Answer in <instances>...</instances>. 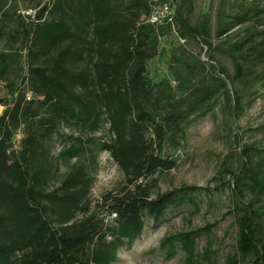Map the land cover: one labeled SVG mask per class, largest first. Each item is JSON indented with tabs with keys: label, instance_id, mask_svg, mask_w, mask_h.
I'll return each mask as SVG.
<instances>
[{
	"label": "trees",
	"instance_id": "1",
	"mask_svg": "<svg viewBox=\"0 0 264 264\" xmlns=\"http://www.w3.org/2000/svg\"><path fill=\"white\" fill-rule=\"evenodd\" d=\"M156 2L47 0L33 16L19 17L15 33L0 28V39L10 41L0 51L8 94L0 97V264H113L140 236L145 217L157 226L169 207L195 204L192 195L207 190L182 184L154 192V175L177 165L162 148H180L189 124L219 101L237 120L255 100L254 91L243 103L238 91L264 86V2L222 12L216 44L206 13L191 24L194 0H173L172 23L152 25L143 18ZM235 2L246 0L230 8ZM163 25L175 26L179 39L198 40L208 54L199 64L175 55V87L148 77V62L162 54L155 29ZM213 53L229 58L231 74ZM103 128L104 141L95 136ZM101 152L123 174L119 192L104 196L105 219L91 212L89 197ZM238 159L212 178L234 200L228 214L237 231L226 264H264V146L241 144ZM217 223L164 235L158 248L168 258L182 251L184 264H212V251H198L195 240Z\"/></svg>",
	"mask_w": 264,
	"mask_h": 264
},
{
	"label": "rangeland",
	"instance_id": "2",
	"mask_svg": "<svg viewBox=\"0 0 264 264\" xmlns=\"http://www.w3.org/2000/svg\"><path fill=\"white\" fill-rule=\"evenodd\" d=\"M231 1L194 0V11L189 20L191 24H196L200 15L206 13L209 19L210 41L213 44L218 42L215 31L218 23L223 19L222 12L230 16L241 11L247 3L254 0H246L245 4L235 2L233 8L229 6ZM258 1L264 2V0ZM45 2L47 0H7L4 7L7 15L0 19V28L8 33H15L19 17L33 16ZM155 36L157 50L162 51V54L155 56L147 64L148 77L152 83L167 80L171 86L177 85V80L169 66H175L173 59L180 53H184L188 59H195L198 64L208 61L207 51L200 42L196 39H179L173 25L157 26ZM9 44V39H0V51L5 50ZM212 55L216 66L224 67L227 74L232 73L233 67L229 58L219 53ZM197 76L200 77L201 73ZM10 78L18 81L19 74H11ZM228 87L233 91L234 89L238 91L239 88ZM238 92L243 103L251 99L253 92L257 94L239 119H234L225 105L219 101L213 111L189 124L180 148L175 150L168 142L162 148V155H172L177 159V165L169 172L154 175L156 179L154 192H165L182 184L206 187L207 190L192 195L195 204L186 202L169 207L157 226L153 225L150 218L145 217V225L140 236L129 248L119 249L117 260L113 264H184L185 254L182 251L178 250L175 256L168 258L165 251L158 248L160 239L167 234L193 229L215 221L218 223L209 234H203L195 240L196 249L211 250L212 264H226L227 259L233 256L237 230L233 224V215L228 213L232 209L234 200L227 188L216 190L217 181H213L212 178L218 175L220 170L233 169L238 165L241 144L264 146V86L257 82L252 87ZM7 96L4 83L0 82V97L7 98ZM3 108L0 105V114ZM105 129L95 134L102 141L107 139ZM98 160V171L89 196L90 209L98 218L105 219L104 196L107 193L119 192L123 185V174L107 153L101 152ZM73 163L74 160L71 161V164ZM65 169L66 167H62V170Z\"/></svg>",
	"mask_w": 264,
	"mask_h": 264
},
{
	"label": "built area",
	"instance_id": "3",
	"mask_svg": "<svg viewBox=\"0 0 264 264\" xmlns=\"http://www.w3.org/2000/svg\"><path fill=\"white\" fill-rule=\"evenodd\" d=\"M156 1L157 2L152 6L148 16L143 18V21L152 25H160L163 23L171 24L173 20L174 8H175L173 4V0H156ZM20 137H21L20 132H17V134L15 135V140L18 141Z\"/></svg>",
	"mask_w": 264,
	"mask_h": 264
}]
</instances>
